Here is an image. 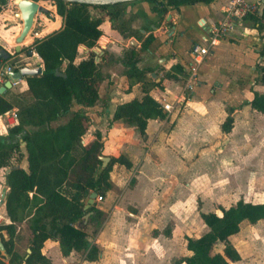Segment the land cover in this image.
I'll list each match as a JSON object with an SVG mask.
<instances>
[{
	"label": "trees",
	"instance_id": "obj_1",
	"mask_svg": "<svg viewBox=\"0 0 264 264\" xmlns=\"http://www.w3.org/2000/svg\"><path fill=\"white\" fill-rule=\"evenodd\" d=\"M50 1L63 20L62 27L44 38L35 39L29 49H24L27 53L31 50L38 55L42 73L26 77L28 89L16 95V99L6 98L9 90L0 95V116L16 108L18 120L17 125L0 129V170L12 167L5 176V185L9 189L5 211L9 222L0 223V240L7 256L0 252V264H51L42 252L48 240L58 242L64 257L73 252L83 253L86 261L96 262L99 248L89 238L84 217L87 213H93L89 221H94L102 212L96 205L85 210L87 199L92 192L103 198L112 189L110 175L114 165L126 169L133 167L130 159L123 154L111 157L108 165L103 167L100 157L104 143L99 130L94 132L89 143H84L83 138L91 126L87 110L99 104L100 87L105 77L93 52L86 59L76 60L81 46L88 49L97 47L103 36L105 18L124 39H138L131 29L134 18L125 19L122 9L134 2L91 6ZM141 1L151 4L152 11L164 20L171 10L198 3L208 5L215 0ZM7 4L8 0H0V13ZM92 10L101 13L94 16ZM248 18L264 40V8L261 16ZM167 24L170 25L169 22ZM153 40L154 36L149 35L142 42L140 50L145 51ZM137 55L136 49L132 47L122 58L113 60L124 67L123 74L129 88L140 84L143 96L117 105L109 124L111 126L113 122L122 121L126 126L134 127L145 140L149 121H162L167 114L149 94L154 86L161 87V84L151 82L149 69L138 67ZM260 56L264 58V47ZM5 62V59L0 58V65ZM172 72L186 74L180 64L173 66ZM261 72V82L264 84V67ZM166 76L173 77L169 72ZM22 99L31 101L23 104L20 102ZM250 105L264 116V94L254 92ZM75 106L77 109L73 110ZM68 114L70 117L65 123L57 124ZM232 114L233 110H229L222 124L224 133H230L233 129ZM21 145H24L26 169L11 166V160L20 152ZM201 218L207 231L198 238L186 239L189 255L176 264H235L241 257L229 240L240 232L244 223L264 221V203L239 200L228 208H222L221 215L202 213ZM25 222L32 234L28 247L31 252L22 255L14 246L19 233L17 224ZM218 245H223L221 251H216Z\"/></svg>",
	"mask_w": 264,
	"mask_h": 264
},
{
	"label": "rangeland",
	"instance_id": "obj_2",
	"mask_svg": "<svg viewBox=\"0 0 264 264\" xmlns=\"http://www.w3.org/2000/svg\"><path fill=\"white\" fill-rule=\"evenodd\" d=\"M36 2L45 11L36 14L33 27L21 46L25 49H29L35 39L44 38L63 25L53 2ZM127 7L122 9L126 12ZM1 13H4L1 19L5 20L6 29H13L11 34L15 36L11 41L15 45L23 26L15 0H8ZM92 13L97 16L101 12L92 10ZM247 20L253 23L251 19ZM98 44L105 46L106 43L101 38ZM11 52L14 53L13 48ZM38 63L41 60L32 55L17 65L36 68ZM10 64L14 65L12 62ZM263 67L264 59L257 63L259 81ZM7 95L10 99L17 97V94L11 95L10 92ZM30 101L20 100L23 104ZM103 101L102 97L100 102ZM102 112L104 114L105 109ZM69 117V114L66 115L57 124L65 123ZM107 117V114L103 116L105 124L101 130L91 126L83 140L86 142L94 131L100 130L104 143L102 157L111 158L112 153L119 154L114 151L121 149V144L128 143L133 149L134 144L138 143L135 138L137 134L134 135L129 129L127 132L124 130L126 127L113 128ZM165 125L168 137L164 142L157 139L155 145L150 147L146 144L144 152L149 154L147 158L141 159L139 156L129 170L114 165L110 175L112 189L103 198L97 195L93 204L102 212L101 216L89 221L93 213L85 215L89 238L99 248L98 260L88 262L85 254L75 252L64 259L57 244L51 243L47 250L52 264H176L189 255L186 239L198 238L207 231L202 213L221 215L222 208H228L239 200L264 203V136L262 138L259 133L253 132L251 139H246L239 147L225 140L217 149L220 152L216 156L200 154L199 148H196L191 151L190 160L172 152V144L177 137L169 135L173 124L169 122ZM25 160L24 145H21L20 152L11 160V166H23ZM5 173L0 171V200L6 187ZM6 220L5 205H2L0 223ZM17 227L19 233L14 248L25 255L32 234L26 222L17 224ZM229 243L241 257L235 264H264V221L244 223ZM222 249L223 245L216 247V251Z\"/></svg>",
	"mask_w": 264,
	"mask_h": 264
},
{
	"label": "crops",
	"instance_id": "obj_3",
	"mask_svg": "<svg viewBox=\"0 0 264 264\" xmlns=\"http://www.w3.org/2000/svg\"><path fill=\"white\" fill-rule=\"evenodd\" d=\"M227 4V0H215L208 5L198 3L183 6L179 10H171L162 20L161 16L152 11L151 4L137 1L127 7L124 18H134L131 29L135 31L138 39L135 37L124 39L112 28L108 18H105L101 37L106 43L105 46L98 44L93 49L85 46L79 48V54L83 55L78 56L76 61L88 58L90 52H93L96 55V61L101 64V73L105 77L100 87V98L103 97L104 101H99V104L87 110L91 126H97L101 130L105 124V118H103L105 114L110 122L117 105L142 98L141 85L137 84L129 88L128 80L123 74L124 67L113 60L122 58L132 47L138 53V67L149 69L148 77L151 82L161 84V87L154 86L151 89L150 96L158 103L165 101L174 105L173 111L166 113V119L149 121L145 140L139 136L134 127L125 126L122 121L113 122L111 125L113 128L126 127L127 129L124 130L127 132L132 130L134 135L137 134L135 138L138 143L134 144L133 149L128 143L121 144L122 148L119 150L113 148L116 150L114 152L119 154L112 153V157L126 155L134 167L139 156L141 159L149 156L144 152L146 144L150 147L155 145L157 139L162 142L166 140L168 134L165 124L169 122L173 124L169 135L178 138L172 144L174 148L172 152L181 154L185 159L190 160L191 151L196 148H199L200 154L216 156L220 152L217 149L223 145L225 140H230L233 146L239 147L246 139H251L253 132L259 133L263 138L264 116L255 111L250 102L254 98V92L264 94V84L261 78L260 81L258 80L257 72L258 61L264 59L260 56L264 40L254 24L247 20L249 18L237 23L221 45L210 51L199 68V78L194 89L192 91L186 89L191 65V48L196 44H205L211 25L225 19ZM3 14L0 13V45L9 54L16 45H12L11 41L15 34H11L13 29H6L5 20L1 19ZM168 22L170 25L167 24ZM20 31L21 29L19 33ZM151 34L154 36L153 42L145 51H141L142 42ZM133 40L135 44L132 43ZM32 55L40 59L34 51ZM10 62L5 63L6 67L11 65ZM177 64L184 67L186 74L180 75L172 72V67ZM168 72L173 77H167ZM5 82L6 79L0 77V87ZM27 89L28 85L24 79L13 84L9 92L11 95H18ZM6 98L10 99L8 95ZM102 109H105L104 114H102ZM229 110H233V129L230 133H224L222 124ZM92 136L84 143H89L93 139ZM20 167L26 169L27 160ZM9 169L5 170V176ZM6 222H9L8 219ZM51 243L59 247L57 241L48 240L42 250L50 261L47 248ZM62 257L67 259V257Z\"/></svg>",
	"mask_w": 264,
	"mask_h": 264
},
{
	"label": "built area",
	"instance_id": "obj_4",
	"mask_svg": "<svg viewBox=\"0 0 264 264\" xmlns=\"http://www.w3.org/2000/svg\"><path fill=\"white\" fill-rule=\"evenodd\" d=\"M226 17L223 21L212 24L204 45L196 44L191 48V65L188 73L186 89L192 91L198 82L199 68L204 63L210 51L221 45L223 40L231 33L235 25L249 16H261L264 8V0H227ZM42 67L41 65L36 68ZM8 66L4 72L11 71ZM0 77H2L0 75ZM4 78V77H2ZM5 79V78H4ZM165 113H171L174 105L161 101L159 103ZM18 124L17 109L14 108L0 116V129H8ZM7 168L0 171L5 172Z\"/></svg>",
	"mask_w": 264,
	"mask_h": 264
},
{
	"label": "water",
	"instance_id": "obj_5",
	"mask_svg": "<svg viewBox=\"0 0 264 264\" xmlns=\"http://www.w3.org/2000/svg\"><path fill=\"white\" fill-rule=\"evenodd\" d=\"M64 1L66 3H79V4H85V5H91V6H113V5H119V4H127V3H133L141 0H60ZM15 3L17 4V7L20 12V16L23 22L22 29L19 33V35L16 37L15 40V53L21 52L22 49V43L26 39L27 35L29 34L30 30L33 27L35 16L38 12H40L43 8L38 2H35L33 0H15ZM132 43L135 44V41L133 40ZM6 54V55H5ZM33 51H28V55L32 56ZM9 54L1 49L0 50V58H3L7 61ZM27 57L26 54H21L19 56L20 59H25ZM6 68L5 64L0 65V75L6 79V82L4 85L0 87V95L4 94L7 90L11 89L13 84L18 83L19 81L24 80L26 77L29 76H35L42 73V67L39 68H30V67H23L19 70H11L4 72V69ZM62 76H65L63 74H59ZM100 159L103 162V167H106L108 163L110 162L109 157H100ZM20 166H16L15 168H19ZM11 169L7 170V174L10 172ZM7 188H4L1 194V200H0V206L5 205V199L7 196ZM97 197L96 192H92L89 196L87 205L84 207L85 210L89 209L95 201V198ZM86 220L87 218L84 217ZM0 252L7 256V251L0 240ZM31 251L28 250V253Z\"/></svg>",
	"mask_w": 264,
	"mask_h": 264
},
{
	"label": "flooded vegetation",
	"instance_id": "obj_6",
	"mask_svg": "<svg viewBox=\"0 0 264 264\" xmlns=\"http://www.w3.org/2000/svg\"><path fill=\"white\" fill-rule=\"evenodd\" d=\"M24 49L25 48H22L21 49V52H19V53H15V50H14V53H9V56H8V59H7V61H11L12 63H14V65H9V67L12 69V70H19V69H21V68H23V67H28L27 65H17L18 63H21V62H23L26 58H30L31 56H29L28 55V53L26 54L27 55V57L25 58V59H20L19 58V56L21 55V54H25V51H24ZM6 61V62H7ZM5 62V63H6Z\"/></svg>",
	"mask_w": 264,
	"mask_h": 264
},
{
	"label": "bare ground",
	"instance_id": "obj_7",
	"mask_svg": "<svg viewBox=\"0 0 264 264\" xmlns=\"http://www.w3.org/2000/svg\"><path fill=\"white\" fill-rule=\"evenodd\" d=\"M13 43V42H12Z\"/></svg>",
	"mask_w": 264,
	"mask_h": 264
}]
</instances>
